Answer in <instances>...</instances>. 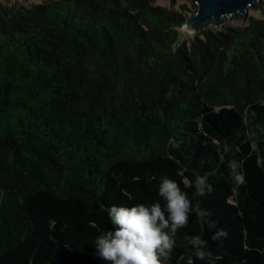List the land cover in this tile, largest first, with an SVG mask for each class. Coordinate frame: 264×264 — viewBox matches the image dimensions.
I'll return each mask as SVG.
<instances>
[{
    "label": "trees",
    "instance_id": "1",
    "mask_svg": "<svg viewBox=\"0 0 264 264\" xmlns=\"http://www.w3.org/2000/svg\"><path fill=\"white\" fill-rule=\"evenodd\" d=\"M192 12L0 1V264H104L92 246L106 209L156 202L165 176L228 233L212 241L190 216L167 264H208L185 239L197 235L213 264H264V8L194 35ZM205 174L213 191L197 197Z\"/></svg>",
    "mask_w": 264,
    "mask_h": 264
},
{
    "label": "clouds",
    "instance_id": "2",
    "mask_svg": "<svg viewBox=\"0 0 264 264\" xmlns=\"http://www.w3.org/2000/svg\"><path fill=\"white\" fill-rule=\"evenodd\" d=\"M231 179L235 185L232 192L238 195L239 188L245 183L242 165L235 160L228 161ZM194 193L204 197L212 193L208 175H197L194 182ZM159 199L153 203H136L132 206L113 205L106 209L108 225L95 238L94 255L104 264H167L177 246V233L186 227L190 216L199 217L202 226L208 230L215 229L212 241L227 238L228 233L217 229L209 218L211 212L193 204L189 194L182 191L180 185L165 176L158 183ZM93 227H96L93 222ZM192 255L208 264L218 259L209 250L208 241L201 236L185 237ZM187 264H194L191 257Z\"/></svg>",
    "mask_w": 264,
    "mask_h": 264
},
{
    "label": "water",
    "instance_id": "3",
    "mask_svg": "<svg viewBox=\"0 0 264 264\" xmlns=\"http://www.w3.org/2000/svg\"><path fill=\"white\" fill-rule=\"evenodd\" d=\"M174 1V0H168ZM262 0H189L192 14L182 31L194 35L207 28L219 29L227 21H246L259 11Z\"/></svg>",
    "mask_w": 264,
    "mask_h": 264
},
{
    "label": "rangeland",
    "instance_id": "4",
    "mask_svg": "<svg viewBox=\"0 0 264 264\" xmlns=\"http://www.w3.org/2000/svg\"><path fill=\"white\" fill-rule=\"evenodd\" d=\"M0 1H7V0H0ZM20 3H22L23 5H26V6H31L33 4H39L45 0H18ZM157 3L160 4V5H163V6H179L181 5L182 3L184 4H187L188 7L190 8V3H189V0H174V1H168V0H157ZM261 8H264V0H262L260 3H259V9ZM191 9V8H190ZM192 10V9H191ZM258 12V11H257ZM257 12H252L250 11L249 13H252V14H256ZM240 24L238 21H227L225 22L222 26H225V25H238ZM184 32V31H183ZM185 39H188L187 37Z\"/></svg>",
    "mask_w": 264,
    "mask_h": 264
}]
</instances>
